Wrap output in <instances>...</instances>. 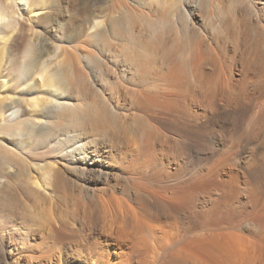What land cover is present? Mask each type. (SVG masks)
Segmentation results:
<instances>
[{
  "label": "rangeland",
  "instance_id": "obj_1",
  "mask_svg": "<svg viewBox=\"0 0 264 264\" xmlns=\"http://www.w3.org/2000/svg\"><path fill=\"white\" fill-rule=\"evenodd\" d=\"M127 3L129 8L134 7L136 9L133 10L137 12L128 11L123 14L122 5L112 0H104V3L95 7V16L99 21L103 20L105 24H109L112 19L118 18L122 22L118 19L112 21L129 25V31H133L129 32L128 43L119 42V37H115L110 42L111 51H105L103 54L104 60L109 59L112 65H123L126 69L130 63L135 66L141 61L148 62V58L151 63L157 56L156 69L151 72H148L151 69L143 71V66L139 65V68L134 67L128 74L117 75L110 72L107 77L86 74L80 89L71 92L72 103L81 107L85 116H92L99 123L100 128L87 126L85 123L83 134L85 142L94 141L90 156L95 159L99 155L98 163L108 178L97 180L96 172L95 175H85L74 170L61 173L58 177L63 178H60L62 185L58 188L60 187L62 193L56 188L58 194H53L52 197L55 196V200L37 198V203H33L34 200L30 202L34 205L28 202L34 215L27 222L11 215L7 217L8 212L0 207V264H164L165 248L168 244H165L162 230L172 221L166 218L157 225L149 223L155 225L153 232L146 228L143 233L136 235L131 231L134 228V220L148 222L146 214H152L153 209L148 205L150 198L145 199L147 203L143 205L137 203L136 194L130 186L132 182L126 178L128 169L130 175L135 174L146 180L153 179L156 176L155 171L164 172L157 179L175 172L176 183L185 180L186 175L191 172L192 186L175 205L183 210L190 201L195 222L204 218L212 227L229 226L230 223L229 227L238 229L241 226L239 231L244 230V236L245 232H252H248L247 239H255L264 244V84H260L264 81V58L258 53V50L264 51V0H128ZM190 7H193L194 13L190 12ZM175 13L186 16L196 31L207 39L205 46L208 47L209 44L212 50L215 49V56L212 54L214 52L208 54L211 48L206 51L208 55L204 54L207 62H203L205 74L201 83L194 82L192 76L189 77L188 86L175 83L172 77L167 78L168 80L159 77L163 74V77L167 76L166 72L160 71V59L165 60V64L183 67L189 66L190 56L192 57L191 47L186 40L183 43L182 36L176 35L175 32L168 33L169 38L163 37V33L160 35L164 28L162 25L168 26L166 23L169 21L172 23ZM62 19L67 25L76 23V17L71 11H64ZM231 25H238V28H232ZM159 30L161 32H158ZM56 34L58 33H52L53 40L59 45L60 39ZM14 36L15 34L11 36L10 42ZM129 39H132V43ZM133 39L135 42L140 41L141 45L135 43L133 46ZM25 42L36 45L41 42L43 45L45 42L42 30H38L37 35L30 38L26 36ZM158 42L166 43V56L157 53ZM218 43L223 46H218ZM46 44L54 47L52 40L46 41ZM82 46L81 54L95 57L97 53L92 47ZM132 47L137 48H134V51ZM141 48H144L143 52ZM145 50L151 54H143ZM58 53L59 50H56L50 56H45L43 61H47L46 64L52 68L57 62ZM152 54L155 56L152 57ZM79 55L78 53L77 57H72L73 60L71 58L75 65L82 63ZM194 57L196 61L198 56ZM18 58L21 64L25 62L22 60H26L22 55H18ZM209 58L217 59V62L214 60L216 63H211L210 60L213 59ZM5 73L3 79L19 83L16 75H9L7 70ZM126 86L130 90L131 99L125 94ZM143 91L156 95L158 105L169 109L170 105L173 106L178 124L187 127V138H183L174 130L164 129L165 124H171L173 116L168 113L170 115L167 120L161 119L163 108L156 110L159 114L155 120L143 117L144 115L137 111L134 99ZM260 92L261 96L256 100ZM102 97L107 100L112 110L102 107ZM14 108L18 110L17 107ZM101 109L106 114L101 113ZM17 114H20V111ZM53 120L55 123L59 121L56 118ZM141 124H149L158 130L162 134L158 139L165 137L171 140L176 145L174 157L161 158L165 147L145 146L144 136L141 137ZM52 131L40 132L38 138L35 136L30 143L33 153L28 151L23 155H12L0 145V156L3 155L0 158V174L6 172V158L10 156L15 162L22 164L23 157H31L34 162H41L43 157L48 156V152L56 148L55 131ZM186 140L190 145V157H184L188 155L186 150L179 151V141ZM156 154L159 156L158 161L147 163L148 156ZM219 160H222L223 165L213 168L212 163ZM27 167L29 175L35 177V171L31 172V168ZM12 182L16 183L15 180ZM92 183L101 191H113L112 195L104 196L109 199L107 203L115 210L113 218L110 214L101 218L94 210H89L90 203L86 199V193L90 191ZM0 188L1 203L4 188ZM160 189L162 190L158 195L161 198L158 199L174 213L173 204L165 201L170 190L163 191V187ZM11 199V202L16 204L18 196L13 195ZM14 203L10 205L12 209ZM48 207L54 209L52 211L57 215L53 212L52 214ZM20 208L22 207H17L16 210L20 211ZM89 211L92 220L98 221L100 227L124 226L128 232L121 235L127 238L113 237L106 229L95 233L89 231L85 223ZM37 214L38 218L35 217ZM116 221L120 224H116ZM51 222L56 227L63 223L61 239L54 240L46 229L51 228ZM25 231H29L28 237H24ZM139 236L144 237V241L135 244L133 239ZM261 261L263 259H260L263 264Z\"/></svg>",
  "mask_w": 264,
  "mask_h": 264
},
{
  "label": "bare ground",
  "instance_id": "obj_2",
  "mask_svg": "<svg viewBox=\"0 0 264 264\" xmlns=\"http://www.w3.org/2000/svg\"><path fill=\"white\" fill-rule=\"evenodd\" d=\"M112 1H117L122 5L123 14H125L124 12L134 11V7H130L131 10L128 7V0ZM102 3H104V0H0V145L11 152V154L18 153L23 155L31 151L30 143L34 140L35 136L38 138L37 135L40 132L48 131L50 133L53 129V131H55L54 137L56 143V148L51 151L48 150L50 151H47L48 156L43 157L42 160H40L41 162H34L31 157H23L22 164V162H15L12 156L6 158L8 167L5 166L7 170L3 172L2 168L3 173L0 174V187L4 188L2 191L4 196L1 198L0 207L3 211L8 212L9 216L7 213L5 214L7 217L11 215L21 219L23 222H27V220L34 215L33 210H31V207L27 204L28 202L30 203L34 200L33 203H37V198H42L46 201L47 199L55 200V196L52 198L53 194H58L56 188L62 185L60 181L63 179L58 177V175L63 172L65 173L67 171L69 173L70 170H74L84 173L85 175H95L96 172L98 175L97 180H106L108 178V175H104L101 165L98 163L97 157L99 155H97L95 159L90 156L91 145L94 141L85 142V135L83 134L85 123L87 126L91 125L94 128H100L99 123L92 116H85L81 107L79 108V106L72 103L73 95H71V92L74 93L76 89H80V85L86 79V74H95L96 77H107L110 72L117 75L120 73L128 74L134 67L135 69L139 68V65L143 66V71L151 69L148 71L151 72L156 69L157 56L151 63L148 58L149 63L141 61L135 66L134 64L132 66L128 61L130 66H127L126 69L123 65H120V67L119 65H112L109 59L104 60V52L111 51L112 44L110 42L113 41L115 37H119L117 41H125L126 43L131 30L129 31V25H123L117 21H112L118 18L110 19L111 21L108 22L109 24H105L103 20L99 21L98 17L96 18L95 16V7ZM64 11L73 12L76 17V23L70 25L63 23L62 13ZM190 12L194 13L193 7H190ZM174 19L173 22L171 21L172 23H170V21L166 23L168 26L165 24L162 25V27L164 26V28H162L163 31L161 32V30H159L158 32H161L160 35L163 33V37L168 36V38V33L171 34V32L172 34L175 32L176 35L182 36L184 38H182L183 43L184 40H186L185 42L191 47L192 54L190 53V55H192V57L190 56L189 66L183 65V67L165 64V60L160 59V71L166 72L167 76L163 77V74L162 76L159 75V77L160 79L172 77L175 83L188 86L190 82L189 77L192 76L194 82L201 83V78L205 74L204 63L207 62V58H204V54H207L206 51L208 48L212 50V46L210 47L209 44L207 45L208 47L205 46V44H207L205 43L207 39L200 35V32L196 31L186 16L181 13H175ZM119 20L120 19H118V21ZM120 22H122V20H120ZM231 27L237 29L238 25H231ZM38 30H42L43 41L45 43L43 45H41V42L37 45L31 44L30 42L26 43V36L30 38L33 35H37ZM53 32L58 33L56 35L59 36L60 39L58 41L59 45L53 40ZM132 32L133 31L130 33ZM13 34H15V36L10 42L9 40ZM51 40L54 44L53 48L46 44V41ZM129 40H131L130 43H132V39ZM135 41L136 40L133 39V46L135 43L140 42ZM165 44L166 43L158 42L159 46H157L158 49L156 51L160 53L161 56L167 55V52L164 51L166 48ZM82 45L92 47L97 53L95 57L91 58L81 54V50L83 49ZM218 46L222 47L223 45L221 46V44L218 43ZM134 48L132 47L133 50ZM56 50H59L56 58L57 62L55 66L51 68V65L46 64L47 61L43 60L45 56H50V54H53ZM211 50L208 54L214 52L212 54L215 56V49L213 48V50ZM78 53L82 58V63L75 65L71 61V58L77 57ZM140 53L141 52H139V54ZM146 53L147 50H145L143 54L146 55ZM148 53L151 54L150 51ZM154 53L156 54L155 51ZM258 53L264 58V51L258 50ZM18 55H22V57L26 59L22 60L24 58H21L22 61H25L23 64L19 63L20 60ZM193 55H196V57L198 56L196 61ZM153 56L155 55L152 54V57ZM214 58H209L213 59V62L210 60L211 63L217 62L218 58ZM214 60L216 62H214ZM126 64L127 62L125 61V65ZM6 70L9 75H16L19 83L16 84L9 79L8 81L3 79L6 75ZM260 84H264V81H261ZM124 88L125 94L131 99L130 90L127 86ZM152 95V93H147L146 91L137 94L136 99H134L137 105V111L141 115H144L143 117L155 120L156 116L159 114L156 110L163 108L161 119L167 120V116L170 114L173 116L170 120L171 124H165L164 129L170 131L174 130L181 134L183 138H187V127L178 124V119L173 113L175 111L173 110V106L170 105L171 108L169 109L158 105L159 103H157L155 99L157 96ZM260 96L261 92L256 100H258ZM101 105L102 107L112 110L104 97L101 98ZM14 107H17L18 110L16 111ZM14 111H16V113ZM18 111H20V114H17ZM102 112H104L103 109H101V113ZM6 117L8 119H6ZM53 118L59 121L55 123ZM140 131L142 133L141 137L144 136L143 143L145 146L158 147L159 145L165 147V151L161 152V158L168 156L174 157L173 153L176 145L165 137L158 139L159 136H162L158 130L149 124H141ZM179 142L181 143L179 151L186 150L188 155H184V157H190V151L188 150L190 146L189 142L187 140L185 141L186 143L184 141ZM31 152L33 153V151ZM2 156H0V158ZM158 159L159 156L157 154L152 156L149 155L147 163L153 164L157 162ZM1 161L2 159L0 162ZM222 165V160L212 163L213 168ZM26 166H28L27 168H31V172L32 170L35 171V177L29 175ZM127 173L126 178L132 182L130 186L136 194L137 203L143 205L147 203L145 199L150 198L148 205L153 209L152 214H146L148 222L135 219L133 222L134 228L130 230L136 235H140L146 228L150 232L154 231L155 225L149 224L151 222L157 225L166 218L172 221V223L165 225L166 229L162 230L163 239H166L165 244H168L166 245L167 248H165L166 260H164V264H261L260 259H263L261 262H264V244L260 241H255L251 235L250 237L254 240L247 239L246 236L248 232L252 233L251 231L245 232L244 234L246 236H244L242 234L244 230L242 232L239 231L241 226L238 227V229L236 227H229L231 223L229 226L224 224L225 226L219 225V227H212L204 218L195 222V216L191 211L193 208L190 201L187 202L183 210L178 205H175L179 199L184 197L187 191L189 192L192 186L193 177L191 172L186 175L185 180L178 183L175 182V172H171L166 175L165 178L157 179L164 172L155 171V179L153 178L151 180H146L145 178L141 179V177H137L135 174L130 175L129 169ZM63 175L65 176V174ZM14 180L16 183L12 182ZM172 183L174 184L171 185ZM162 184L165 186H162ZM160 187H163V191L170 190L169 196L165 198V201L174 205H172L174 213L169 211L164 203L158 199V197L161 198L158 195L162 190ZM90 188V191L86 193V199L90 203L89 210H94L101 218H103L105 214H110L111 217L112 215L115 216L114 208L107 203L109 199L104 197L112 195L113 191L104 189L101 191L97 189V186L93 183L90 185ZM59 190L60 193H62L61 189ZM64 194L63 192V195ZM13 195L16 197L18 196L16 204L11 202ZM13 203L14 205L12 206L15 209H12L10 206ZM17 207L22 208L19 209L20 211H17ZM81 207L82 206H80V209ZM52 210L54 209H51V213L53 212ZM91 211L87 214L85 213V223L89 231L95 233V231H105L106 229V232L111 233L113 237L122 236L127 238L124 235L128 231L125 230L124 226L112 228L111 226L105 225L100 227L98 221L92 220L90 216ZM39 216H41V214H39ZM35 217L38 218V214ZM83 221L84 220H82V222ZM115 223L120 224L119 221ZM61 224H59V226L62 227L58 226V228L51 222L49 223L51 228H46L54 240L62 238L61 233L63 225ZM123 232L124 235H121ZM28 233L29 231H25L24 237H28ZM258 237L261 239L260 236ZM143 241L144 237L142 236L133 239L135 244H139Z\"/></svg>",
  "mask_w": 264,
  "mask_h": 264
}]
</instances>
